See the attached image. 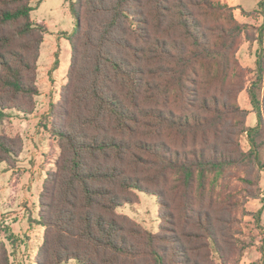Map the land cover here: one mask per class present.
<instances>
[{
	"label": "trees",
	"instance_id": "trees-1",
	"mask_svg": "<svg viewBox=\"0 0 264 264\" xmlns=\"http://www.w3.org/2000/svg\"><path fill=\"white\" fill-rule=\"evenodd\" d=\"M31 1L0 0V116L36 110L48 30L33 21ZM239 8L262 17L261 28L241 23L221 0L71 4L68 82L52 109L60 155L39 195L44 235L36 264L241 263L231 182L248 184L247 197L258 198L264 50L248 90L254 128L239 103L251 70L238 53L244 38L263 43L264 0L255 11ZM23 150L21 136L0 135V164L15 168ZM135 192L158 199L159 233L118 213L136 203ZM0 264H11L3 243Z\"/></svg>",
	"mask_w": 264,
	"mask_h": 264
},
{
	"label": "rangeland",
	"instance_id": "rangeland-1",
	"mask_svg": "<svg viewBox=\"0 0 264 264\" xmlns=\"http://www.w3.org/2000/svg\"><path fill=\"white\" fill-rule=\"evenodd\" d=\"M75 1H31L33 21L45 25L48 30L38 61L37 85L40 95L36 98V110L30 115L6 110L0 116V135L21 136L24 140V150L16 167L12 169L6 163L0 164V244L6 245L11 264H36V256L43 243L44 228L36 223L39 219V195L47 173L55 171V161L60 155L58 141L51 135L52 109L60 102L62 89L68 82L71 65L69 37L75 28L71 4ZM259 1L221 0L236 8L234 14L241 23L252 22L250 25L258 29L263 25V18L245 16L239 7L255 11ZM248 31L257 34L254 29ZM246 41L244 38L243 43ZM259 51H256L253 61ZM249 70L247 85L239 96V103L249 112L248 127L254 128L258 124V117L251 105L248 90L256 79V66ZM257 92L262 94L260 89ZM241 144L245 151L250 150L246 135L241 138ZM259 174L260 181L253 186V190L259 193L256 199L247 197L245 190L249 188L248 184L237 180L231 182L240 206L236 210L240 223L234 229L238 253L241 251L237 253V259H242L240 264H244L246 252L264 254V170H260ZM251 180L257 182L255 176ZM133 197L136 203L120 207L118 213L128 216L150 233H159L158 199L143 192H135ZM66 264L79 263L72 260ZM249 264H261V261Z\"/></svg>",
	"mask_w": 264,
	"mask_h": 264
},
{
	"label": "crops",
	"instance_id": "crops-1",
	"mask_svg": "<svg viewBox=\"0 0 264 264\" xmlns=\"http://www.w3.org/2000/svg\"><path fill=\"white\" fill-rule=\"evenodd\" d=\"M246 24H252V22H245ZM262 47L264 49V40L263 44L260 45L257 41L254 43H250L246 41V43H243L239 53H238V58L240 59V62L243 67L249 68V69H254L256 66L257 58L253 61L254 55L256 56V51ZM248 51V53H247ZM244 264L247 263H252V262H258L261 261V264H264V254L258 253L257 251L253 252L250 254V252H246V256L244 257Z\"/></svg>",
	"mask_w": 264,
	"mask_h": 264
}]
</instances>
